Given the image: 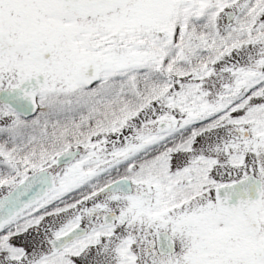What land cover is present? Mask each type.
<instances>
[{
    "label": "snow or ice",
    "instance_id": "obj_1",
    "mask_svg": "<svg viewBox=\"0 0 264 264\" xmlns=\"http://www.w3.org/2000/svg\"><path fill=\"white\" fill-rule=\"evenodd\" d=\"M0 264H264V0H0Z\"/></svg>",
    "mask_w": 264,
    "mask_h": 264
}]
</instances>
